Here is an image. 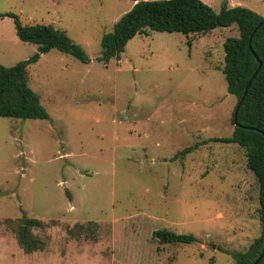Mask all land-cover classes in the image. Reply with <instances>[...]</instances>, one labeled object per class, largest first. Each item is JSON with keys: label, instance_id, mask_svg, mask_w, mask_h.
I'll return each mask as SVG.
<instances>
[{"label": "rangeland", "instance_id": "rangeland-1", "mask_svg": "<svg viewBox=\"0 0 264 264\" xmlns=\"http://www.w3.org/2000/svg\"><path fill=\"white\" fill-rule=\"evenodd\" d=\"M205 1L219 12L224 0ZM242 1L264 16V0ZM134 3L0 0V12L24 24L66 30L89 57L52 48L29 64L50 118L0 116V264H236L261 235L246 149L211 139L235 130L238 99L222 69L238 26L146 28L105 63L102 36ZM37 50L0 16L1 63ZM24 213L42 222L32 252L17 236ZM161 228L197 241L162 243L153 235Z\"/></svg>", "mask_w": 264, "mask_h": 264}, {"label": "trees", "instance_id": "trees-1", "mask_svg": "<svg viewBox=\"0 0 264 264\" xmlns=\"http://www.w3.org/2000/svg\"><path fill=\"white\" fill-rule=\"evenodd\" d=\"M134 1L133 7L115 22L113 30L102 36L103 49L100 60L105 63L113 57L120 58L128 42L146 28L202 35L211 33L217 27L237 25L240 35L228 36L224 41L225 64L222 70L228 91L237 97L238 104L247 83L262 62L238 110L240 125H235V130L229 136L211 138L214 141L236 143L244 147L248 166L259 181L261 235L248 250L235 253L236 264H252L264 251V16L245 5L230 6L228 0L223 1L219 12L204 0ZM0 16L13 17L20 39L38 44V50L26 60L11 66L0 62V116L23 119L50 118L39 93L30 85L29 64L36 62L43 53L52 48L71 53L83 62H88L89 57L62 28L46 23L24 24L20 16L11 11L0 12ZM189 42L191 43V40ZM200 145L201 142H196L183 148L175 158L192 152ZM40 225L41 220L31 218L26 213L21 217L17 236L25 251L32 252L39 248L32 229ZM153 235L162 243L197 241L194 234L178 233L167 228L155 230ZM257 264H264V257Z\"/></svg>", "mask_w": 264, "mask_h": 264}, {"label": "water", "instance_id": "water-1", "mask_svg": "<svg viewBox=\"0 0 264 264\" xmlns=\"http://www.w3.org/2000/svg\"><path fill=\"white\" fill-rule=\"evenodd\" d=\"M261 24H262V22H261ZM254 54L257 56V54L255 53V51H254ZM261 65H262V62H260V65L257 68L256 72L254 73V75L252 76V78H250L249 82L247 83L246 88H245L244 95H243L242 99L240 100V102L237 104V107L235 109V125H237V126L240 125L239 124V121H238V117H237L238 110H239L240 106L242 105V103L244 102V99H245V97L247 96V94L249 92V89H250V87H251V85L253 83V80L255 79L256 75L258 74V72H259V70L261 68ZM241 126H243V125H241ZM243 127H246V126H243ZM263 257H264V251L258 256V258L252 264H257Z\"/></svg>", "mask_w": 264, "mask_h": 264}, {"label": "crops", "instance_id": "crops-1", "mask_svg": "<svg viewBox=\"0 0 264 264\" xmlns=\"http://www.w3.org/2000/svg\"><path fill=\"white\" fill-rule=\"evenodd\" d=\"M205 1V0H204ZM230 6L235 5H243L244 2L242 0H228ZM208 3V2H207ZM210 4V3H209Z\"/></svg>", "mask_w": 264, "mask_h": 264}]
</instances>
